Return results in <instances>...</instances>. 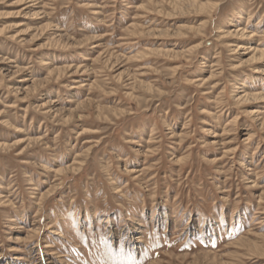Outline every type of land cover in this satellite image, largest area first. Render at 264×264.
Listing matches in <instances>:
<instances>
[{
    "label": "rangeland",
    "instance_id": "obj_1",
    "mask_svg": "<svg viewBox=\"0 0 264 264\" xmlns=\"http://www.w3.org/2000/svg\"><path fill=\"white\" fill-rule=\"evenodd\" d=\"M263 73L264 0H0V264H264Z\"/></svg>",
    "mask_w": 264,
    "mask_h": 264
},
{
    "label": "bare ground",
    "instance_id": "obj_2",
    "mask_svg": "<svg viewBox=\"0 0 264 264\" xmlns=\"http://www.w3.org/2000/svg\"><path fill=\"white\" fill-rule=\"evenodd\" d=\"M264 74V73H263ZM54 234H58L57 232H54Z\"/></svg>",
    "mask_w": 264,
    "mask_h": 264
}]
</instances>
